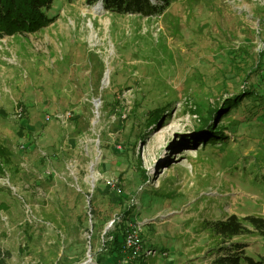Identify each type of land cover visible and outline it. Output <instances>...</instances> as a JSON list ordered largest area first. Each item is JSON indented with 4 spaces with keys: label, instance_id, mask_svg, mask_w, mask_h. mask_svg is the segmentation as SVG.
I'll use <instances>...</instances> for the list:
<instances>
[{
    "label": "rangeland",
    "instance_id": "1",
    "mask_svg": "<svg viewBox=\"0 0 264 264\" xmlns=\"http://www.w3.org/2000/svg\"><path fill=\"white\" fill-rule=\"evenodd\" d=\"M95 4L55 0L48 25L0 37L6 263L98 264L122 216L162 253L134 263L212 264L205 221L264 216V0ZM239 94L216 122L227 137L202 142L200 120ZM235 240L264 259V236Z\"/></svg>",
    "mask_w": 264,
    "mask_h": 264
},
{
    "label": "trees",
    "instance_id": "2",
    "mask_svg": "<svg viewBox=\"0 0 264 264\" xmlns=\"http://www.w3.org/2000/svg\"><path fill=\"white\" fill-rule=\"evenodd\" d=\"M54 1L0 0V37L17 30H37L48 25L54 19V17L48 16L47 14V11L51 9ZM171 1L85 0L88 4L101 2L106 10L114 13L139 14L141 16L161 14ZM241 97L243 98L242 94L227 98L222 107L209 110L208 116L200 120L201 126L206 128V130H203L204 133L202 135L204 138L201 140L202 142H217L218 139L227 137L224 134L223 127L216 126V122L227 111L228 107L238 105L242 100ZM0 155L3 157L5 155L2 149H0ZM0 170H2V164H0ZM148 179V177L145 178L146 181ZM128 219L129 217L124 218L112 230L106 232L104 247L102 248V251L105 250V252L103 254L104 256L98 252L96 258L98 264H119L121 260H124L128 264H135V259L132 258L131 252L124 247V234L127 227L126 220ZM205 227L219 239L218 246L216 247V255L214 256L212 264H264L262 257L257 258L246 253V244L244 242L235 240L236 236L253 233L264 236V216L248 214L239 217L237 214L231 213L224 218L205 221ZM0 264H7L1 249Z\"/></svg>",
    "mask_w": 264,
    "mask_h": 264
},
{
    "label": "built area",
    "instance_id": "3",
    "mask_svg": "<svg viewBox=\"0 0 264 264\" xmlns=\"http://www.w3.org/2000/svg\"><path fill=\"white\" fill-rule=\"evenodd\" d=\"M105 183L107 188L112 189L114 192L118 194L122 193V188L117 178H108ZM123 220L124 218H122V216H116L111 221L110 224L111 228H114L117 223H120ZM126 223H127L126 224L127 227L124 234V247L125 249L131 252L132 258L134 259L139 257L146 258L157 254L162 255V253H158L155 248L149 246L148 242H145L143 236L144 234L143 227L146 224L145 222L142 223L141 221H137L136 219L129 218L128 220H126Z\"/></svg>",
    "mask_w": 264,
    "mask_h": 264
},
{
    "label": "crops",
    "instance_id": "4",
    "mask_svg": "<svg viewBox=\"0 0 264 264\" xmlns=\"http://www.w3.org/2000/svg\"><path fill=\"white\" fill-rule=\"evenodd\" d=\"M171 262L173 263L174 261L171 258H167V260H165L163 264H170ZM119 264H128V263H125L124 260H121ZM135 264H139V263L136 262ZM140 264H145V262L142 261V263ZM153 264H157V261L155 260Z\"/></svg>",
    "mask_w": 264,
    "mask_h": 264
},
{
    "label": "bare ground",
    "instance_id": "5",
    "mask_svg": "<svg viewBox=\"0 0 264 264\" xmlns=\"http://www.w3.org/2000/svg\"><path fill=\"white\" fill-rule=\"evenodd\" d=\"M102 9H103L102 5H100L99 3H97V4H95V5L93 6L92 11L95 12V13H97V12H101ZM86 10H87V9H86ZM107 76H108V75H107ZM96 105H98V104H96Z\"/></svg>",
    "mask_w": 264,
    "mask_h": 264
},
{
    "label": "water",
    "instance_id": "6",
    "mask_svg": "<svg viewBox=\"0 0 264 264\" xmlns=\"http://www.w3.org/2000/svg\"><path fill=\"white\" fill-rule=\"evenodd\" d=\"M100 4L102 5V3L100 2ZM102 7H103V5H102ZM92 260H87L86 262H84L83 264H86V263H89V262H91Z\"/></svg>",
    "mask_w": 264,
    "mask_h": 264
}]
</instances>
